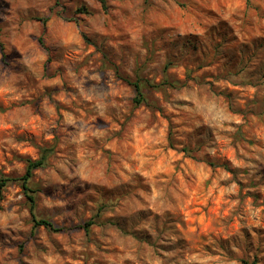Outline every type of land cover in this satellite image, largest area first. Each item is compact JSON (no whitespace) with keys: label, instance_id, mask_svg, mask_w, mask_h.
<instances>
[{"label":"rangeland","instance_id":"rangeland-1","mask_svg":"<svg viewBox=\"0 0 264 264\" xmlns=\"http://www.w3.org/2000/svg\"><path fill=\"white\" fill-rule=\"evenodd\" d=\"M0 41V180L48 150L64 228L9 183L0 264H264V0H0Z\"/></svg>","mask_w":264,"mask_h":264},{"label":"trees","instance_id":"trees-1","mask_svg":"<svg viewBox=\"0 0 264 264\" xmlns=\"http://www.w3.org/2000/svg\"><path fill=\"white\" fill-rule=\"evenodd\" d=\"M100 1L103 5L106 4L107 0H98ZM0 46L2 47L1 41H0ZM134 89L135 92L137 94V98H136V102L137 103H141L144 100V96H143V91H142V86L139 82L134 83ZM48 157H49V151L48 150H43L42 156L37 159V160H28L27 161V168H26V172L25 174L18 179H12L6 176H1V180H0V190H2L4 187H6L9 183L13 182V181H18L20 182L21 186L23 187L25 193H26V197L30 202V213L32 216V220L34 223V227H45L47 229L50 230H54L56 232H60L63 231L64 228H58L55 226V224L53 222H51L48 219H43V218H39L37 217L36 213H35V206H36V198L34 195L30 194V192L32 193L33 191H31L30 189V182L32 180V177L34 175V172L36 170L42 169L44 167L47 166L48 164ZM95 225L94 221H88L85 222L83 224H79L77 226H75V228L84 230L86 232H89L91 227H93ZM242 264H257L256 260H250V259H243L241 261Z\"/></svg>","mask_w":264,"mask_h":264}]
</instances>
